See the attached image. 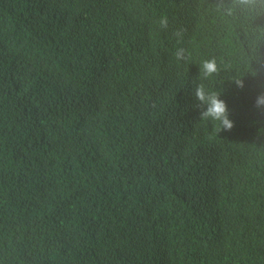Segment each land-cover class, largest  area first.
<instances>
[{"label":"trees","instance_id":"1","mask_svg":"<svg viewBox=\"0 0 264 264\" xmlns=\"http://www.w3.org/2000/svg\"><path fill=\"white\" fill-rule=\"evenodd\" d=\"M231 4L0 0V264H264V7Z\"/></svg>","mask_w":264,"mask_h":264},{"label":"clouds","instance_id":"2","mask_svg":"<svg viewBox=\"0 0 264 264\" xmlns=\"http://www.w3.org/2000/svg\"><path fill=\"white\" fill-rule=\"evenodd\" d=\"M257 7H264V0H232L231 5H221L220 8L226 15H232L234 11L239 8L244 11H250ZM159 25L162 29H166L168 26V20L166 17H161ZM177 38L182 37V32L177 31L174 33ZM174 57L177 61L185 60V49L177 48L174 53ZM217 72V66L215 60H205L201 65V74L203 78H208ZM236 86L243 88V81L237 80ZM194 95L201 105L205 106L204 110L200 113V119L203 121L212 120L218 122L216 131L221 130L230 131L234 127V123L229 119L228 109L226 103L219 98V94L216 92L206 91L203 84L196 87ZM256 106H264V95L257 97Z\"/></svg>","mask_w":264,"mask_h":264}]
</instances>
